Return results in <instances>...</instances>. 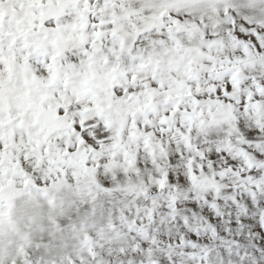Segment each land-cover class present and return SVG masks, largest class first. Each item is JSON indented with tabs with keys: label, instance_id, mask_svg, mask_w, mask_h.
I'll return each instance as SVG.
<instances>
[{
	"label": "snow or ice",
	"instance_id": "obj_1",
	"mask_svg": "<svg viewBox=\"0 0 264 264\" xmlns=\"http://www.w3.org/2000/svg\"><path fill=\"white\" fill-rule=\"evenodd\" d=\"M0 264H264V0H0Z\"/></svg>",
	"mask_w": 264,
	"mask_h": 264
}]
</instances>
